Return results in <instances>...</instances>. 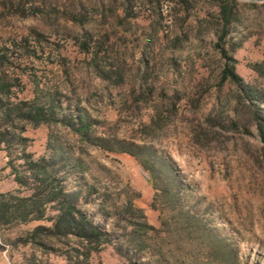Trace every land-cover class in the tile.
I'll return each mask as SVG.
<instances>
[{
	"label": "rangeland",
	"instance_id": "rangeland-1",
	"mask_svg": "<svg viewBox=\"0 0 264 264\" xmlns=\"http://www.w3.org/2000/svg\"><path fill=\"white\" fill-rule=\"evenodd\" d=\"M0 55L56 113L0 150V264H264V0H0ZM27 159L100 239L30 211Z\"/></svg>",
	"mask_w": 264,
	"mask_h": 264
},
{
	"label": "trees",
	"instance_id": "trees-1",
	"mask_svg": "<svg viewBox=\"0 0 264 264\" xmlns=\"http://www.w3.org/2000/svg\"><path fill=\"white\" fill-rule=\"evenodd\" d=\"M232 8L222 7V17L226 23L230 21ZM225 55V53H224ZM226 56V55H225ZM227 57V56H226ZM0 55V150H7L15 144L21 143L25 138L22 132L26 125L38 126L56 120L54 103H37L31 99H17L14 101L13 88L19 81V77H8L2 68L3 62ZM222 78L229 79L235 84H240L241 77L236 73L234 63L227 62L222 69ZM82 133L87 132V124L79 119ZM73 125L74 123L68 122ZM264 133V128H261ZM13 169L15 166L9 163ZM49 163L44 159H27L26 169L29 175L25 179L19 174H14V180L21 185H31L33 190L30 195L31 212H43L47 202H56L58 214L54 220L55 230L61 233L74 231L78 236L88 240H98L101 238V231L91 223L75 205V196H70L64 192L61 185L56 181L54 175L47 169ZM7 203H1L0 212L8 210ZM28 210V212H30ZM2 215L0 213V220Z\"/></svg>",
	"mask_w": 264,
	"mask_h": 264
}]
</instances>
